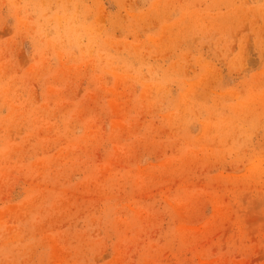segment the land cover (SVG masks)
<instances>
[{
    "label": "rangeland",
    "instance_id": "obj_1",
    "mask_svg": "<svg viewBox=\"0 0 264 264\" xmlns=\"http://www.w3.org/2000/svg\"><path fill=\"white\" fill-rule=\"evenodd\" d=\"M0 264H264V0H0Z\"/></svg>",
    "mask_w": 264,
    "mask_h": 264
}]
</instances>
